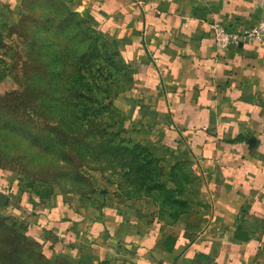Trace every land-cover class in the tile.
Segmentation results:
<instances>
[{
  "label": "crops",
  "instance_id": "0c3cea01",
  "mask_svg": "<svg viewBox=\"0 0 264 264\" xmlns=\"http://www.w3.org/2000/svg\"><path fill=\"white\" fill-rule=\"evenodd\" d=\"M18 2L0 0V13ZM78 2L131 71L115 103L124 128L188 161L203 207L166 223L121 210L123 198L58 202L28 219L32 231L52 230L78 264H264V47L220 51L211 29L257 25L264 0Z\"/></svg>",
  "mask_w": 264,
  "mask_h": 264
},
{
  "label": "rangeland",
  "instance_id": "374dc122",
  "mask_svg": "<svg viewBox=\"0 0 264 264\" xmlns=\"http://www.w3.org/2000/svg\"><path fill=\"white\" fill-rule=\"evenodd\" d=\"M0 72V264L79 263L55 249L52 230L32 231L43 205L123 198L121 210L166 223L203 207L190 163L120 123L131 71L78 0L1 12ZM41 182L53 190L46 202L32 193Z\"/></svg>",
  "mask_w": 264,
  "mask_h": 264
},
{
  "label": "built area",
  "instance_id": "2783aa9c",
  "mask_svg": "<svg viewBox=\"0 0 264 264\" xmlns=\"http://www.w3.org/2000/svg\"><path fill=\"white\" fill-rule=\"evenodd\" d=\"M215 46L220 51L229 50L237 44L257 43L264 47V19L242 32L228 31L220 23L211 24Z\"/></svg>",
  "mask_w": 264,
  "mask_h": 264
},
{
  "label": "trees",
  "instance_id": "16d2710c",
  "mask_svg": "<svg viewBox=\"0 0 264 264\" xmlns=\"http://www.w3.org/2000/svg\"><path fill=\"white\" fill-rule=\"evenodd\" d=\"M4 78H5L4 73L0 72V81L4 80ZM112 106H114V102ZM120 123L123 124L122 118H121ZM32 193L38 198L39 201H47L52 197L53 190L49 186H45V183L41 182L40 184H36V186H34ZM1 209L2 208H0V214H2Z\"/></svg>",
  "mask_w": 264,
  "mask_h": 264
}]
</instances>
